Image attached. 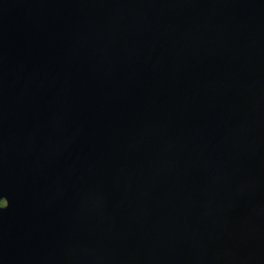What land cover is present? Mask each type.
I'll return each mask as SVG.
<instances>
[{"label":"water","instance_id":"95a60500","mask_svg":"<svg viewBox=\"0 0 264 264\" xmlns=\"http://www.w3.org/2000/svg\"><path fill=\"white\" fill-rule=\"evenodd\" d=\"M0 196L70 264H264V0H0Z\"/></svg>","mask_w":264,"mask_h":264},{"label":"flooded vegetation","instance_id":"af4514ba","mask_svg":"<svg viewBox=\"0 0 264 264\" xmlns=\"http://www.w3.org/2000/svg\"><path fill=\"white\" fill-rule=\"evenodd\" d=\"M1 201L0 196V203ZM16 233L0 232V264H70V261L65 259L66 256L60 252L61 246L39 245L37 249L40 253L34 254L32 239L27 236L17 237ZM75 259L76 257L74 264L79 263Z\"/></svg>","mask_w":264,"mask_h":264}]
</instances>
